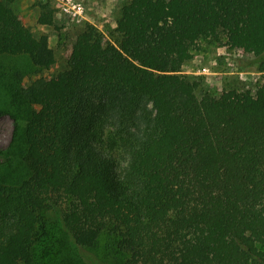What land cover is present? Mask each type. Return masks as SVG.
Returning <instances> with one entry per match:
<instances>
[{"label":"trees","instance_id":"1","mask_svg":"<svg viewBox=\"0 0 264 264\" xmlns=\"http://www.w3.org/2000/svg\"><path fill=\"white\" fill-rule=\"evenodd\" d=\"M15 2L0 54L54 66ZM115 33L83 24L52 79L0 70V264H264V0H127ZM200 43L248 46L258 83L208 88Z\"/></svg>","mask_w":264,"mask_h":264},{"label":"rangeland","instance_id":"2","mask_svg":"<svg viewBox=\"0 0 264 264\" xmlns=\"http://www.w3.org/2000/svg\"><path fill=\"white\" fill-rule=\"evenodd\" d=\"M78 1L84 4L83 19L78 22L70 20L67 15L62 13L60 0H51V8L54 10V23L43 25L38 22L39 4L42 0H16L14 8L20 20L37 35L49 42L56 53V63L50 68L37 72L27 55L0 54V70L3 74L12 75L15 73L17 76L13 77L19 79L22 85H28L31 80L37 77L52 79L57 75L60 68L68 64L76 34L87 22L101 29L104 35L103 42L114 43L117 38L115 33L116 20L120 15L122 5L127 0ZM174 1L169 0V4L172 5ZM247 52L248 46L232 50L223 44L209 46V44L200 43V46L194 51L193 58L185 66V71L203 73L206 86L211 90L220 91L223 86L225 88L230 86L254 88L260 77L259 72L255 66L239 67L238 64L248 56ZM6 107V99L2 97L0 92V109ZM26 127L31 128L32 124L27 122ZM14 132V118L6 111L0 112V150L9 149ZM5 160V157L0 154V164Z\"/></svg>","mask_w":264,"mask_h":264},{"label":"built area","instance_id":"3","mask_svg":"<svg viewBox=\"0 0 264 264\" xmlns=\"http://www.w3.org/2000/svg\"><path fill=\"white\" fill-rule=\"evenodd\" d=\"M62 13L72 21L84 18V4L78 0H60Z\"/></svg>","mask_w":264,"mask_h":264}]
</instances>
